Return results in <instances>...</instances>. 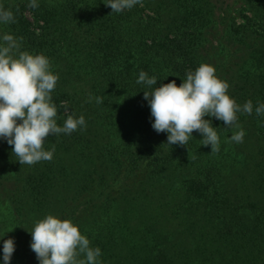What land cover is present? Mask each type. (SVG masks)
Instances as JSON below:
<instances>
[{"label":"trees","instance_id":"obj_1","mask_svg":"<svg viewBox=\"0 0 264 264\" xmlns=\"http://www.w3.org/2000/svg\"><path fill=\"white\" fill-rule=\"evenodd\" d=\"M29 2L0 0L15 17L0 37L49 59L57 125L67 109L86 128L49 135L53 159L34 165L0 139V264L7 239L10 264H39L30 231L49 214L78 226L100 264H264V0H142L121 13L107 0ZM201 64L238 105L253 103L237 113L242 143L228 142L240 129L204 117L216 154L195 131L186 146L167 145L144 99ZM140 71L157 84H138Z\"/></svg>","mask_w":264,"mask_h":264},{"label":"clouds","instance_id":"obj_2","mask_svg":"<svg viewBox=\"0 0 264 264\" xmlns=\"http://www.w3.org/2000/svg\"><path fill=\"white\" fill-rule=\"evenodd\" d=\"M141 2L107 0L105 6L110 7L112 13H121ZM38 6L37 0H30L28 4L33 9ZM14 22L13 12L0 7V24ZM22 39L11 34L0 37V139L12 147V154L21 165H34L53 159L55 145L50 151L44 149L49 135L85 129L86 121L83 115L74 118L66 109L63 127L57 125V107L52 103L51 93L58 76L51 72L46 56L21 51ZM136 82L151 88L157 84V79L140 71ZM228 89L229 84L215 75L213 66L201 64L195 71H189L179 86L173 80L151 92H143L154 118L152 128L157 133L168 134L169 146H186L192 133L199 132L203 137L202 145H210L211 154H216L220 151L219 136L211 121L204 119L205 116L215 117L225 128L240 129L228 142L242 143L245 132L237 123V113L251 115L253 103L249 100L243 106L238 105L227 94ZM96 103H102V98L97 97ZM255 112L257 116L264 115V103L258 104ZM30 234V247L39 264H100V248L90 247L89 239L70 220L49 214L35 222ZM2 251L4 264H10L15 251L14 240H5Z\"/></svg>","mask_w":264,"mask_h":264}]
</instances>
